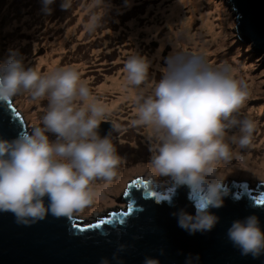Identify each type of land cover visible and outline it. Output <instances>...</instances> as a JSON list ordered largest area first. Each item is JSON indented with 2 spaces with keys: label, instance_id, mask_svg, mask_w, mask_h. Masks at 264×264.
I'll use <instances>...</instances> for the list:
<instances>
[{
  "label": "clouds",
  "instance_id": "obj_1",
  "mask_svg": "<svg viewBox=\"0 0 264 264\" xmlns=\"http://www.w3.org/2000/svg\"><path fill=\"white\" fill-rule=\"evenodd\" d=\"M54 2L41 0L42 12L51 14ZM72 3L61 0L60 7L69 10ZM104 4L105 0H87L83 5L87 31L101 26ZM150 66L147 57L133 52L123 67L125 86L138 90L130 125L146 129L153 141L148 179L167 176L176 185L202 193L195 215L180 210L178 224L189 233L211 230L218 217L209 208L223 205L221 182L229 174L220 176L218 165L240 156L232 146L248 148L257 128L256 121L238 116L248 98L247 85L228 64L214 66L203 52L181 47L165 58L159 79L150 78ZM22 91L35 101L47 99V110L31 131L12 140L0 138V212H11L22 225L49 214L73 217L74 211L102 196L94 181H111L122 163L110 137L97 132L101 121H108L104 117L110 107L92 94L77 66L41 73L25 67L13 51L6 63H0V101H10ZM232 128L239 131L229 137ZM49 132L55 140L49 139ZM227 235L242 255L264 254V231L257 216L234 221ZM125 247L120 244L111 259L102 257L97 264H123L119 252ZM143 264L160 261L146 256Z\"/></svg>",
  "mask_w": 264,
  "mask_h": 264
},
{
  "label": "rangeland",
  "instance_id": "obj_2",
  "mask_svg": "<svg viewBox=\"0 0 264 264\" xmlns=\"http://www.w3.org/2000/svg\"><path fill=\"white\" fill-rule=\"evenodd\" d=\"M179 1L105 0L103 22L95 31L89 32L85 29L88 16L83 6L87 0H73L69 10L60 7L61 0H55L50 5L51 14L42 12L41 0H0V63H6L15 51L22 57L25 67L42 69L40 72L44 73L47 62L43 58L48 54L54 55L61 65L77 66L82 79L89 82L92 94L106 105L118 99L119 95L106 85L113 78L124 75V62L133 52L151 61L149 75L156 79H159V70L165 66V58L174 47L183 46L181 48L187 51L203 52L214 66L228 64L236 78L247 85L248 98L238 116L256 121L257 128L251 145L241 149L243 155L249 150L251 158L245 164L232 157L218 165L219 175L229 173L225 178L247 183L251 194L258 196L257 185H264V169L254 161L264 157V66L261 67L264 54L252 51L236 35L235 17L229 0H186L180 16L173 10ZM192 2H199L200 9L209 12L216 26L214 35L205 32L206 29L200 33L201 13L191 5ZM192 10L197 16L190 19ZM186 23L187 27L183 28ZM68 29L71 31L67 34ZM61 39L64 41L60 48ZM9 100L20 113L27 131L40 122L47 110V99L35 101L27 92L22 91ZM119 102L104 119L116 124L109 137L122 163L111 181H94L97 188L105 190L106 201L100 203L94 199L83 209L74 211L77 225L107 217L113 209L124 211L126 203L120 199L128 184L138 176L152 181L148 179L151 171L148 163L153 155L150 150L153 141L145 133L146 129L130 125L135 118L134 99ZM238 131V128H232L228 133L233 135ZM47 134L50 140L56 139L54 133ZM170 180V177L159 176L153 183L163 194Z\"/></svg>",
  "mask_w": 264,
  "mask_h": 264
},
{
  "label": "water",
  "instance_id": "obj_3",
  "mask_svg": "<svg viewBox=\"0 0 264 264\" xmlns=\"http://www.w3.org/2000/svg\"><path fill=\"white\" fill-rule=\"evenodd\" d=\"M229 1L236 35L252 51L264 54V0ZM10 105L0 101V138L8 140L27 131ZM114 125L111 120L101 121L99 136L111 135ZM134 180L140 181L135 187L130 185ZM134 180L126 187L128 195L120 199L127 203L128 214L99 228L82 231L84 225H76L72 214H49L37 223L22 225L11 212H0V264H97L102 257L111 259L120 244L126 246L119 252L123 264H143L146 256L159 259L160 264H264V254L242 255L227 235L234 221L250 215L257 216L264 231V203L258 202L264 200V185L258 184L260 194L252 196L249 185L225 178L223 205L209 208L217 223L211 230L189 233L179 226L178 213L195 215L202 193L170 180L165 195H160L153 181L140 176Z\"/></svg>",
  "mask_w": 264,
  "mask_h": 264
},
{
  "label": "bare ground",
  "instance_id": "obj_4",
  "mask_svg": "<svg viewBox=\"0 0 264 264\" xmlns=\"http://www.w3.org/2000/svg\"><path fill=\"white\" fill-rule=\"evenodd\" d=\"M183 3H187V1L186 0L185 1L180 0L179 2H177L174 5L173 10H174V13L176 15H179V16L181 15L182 10L184 9ZM191 5L196 6V10L199 13H201L200 18H199V21H200V25H199L200 33H203V29H206L207 31H205V32H208L209 34L214 35L216 33V26L214 24V20L210 16L209 12H203L200 9L201 6H199L200 5L199 2H192ZM196 14L197 13L194 10H192V16L190 17V19L193 18V16H197ZM187 25H188V23L183 25V28L187 27ZM70 31H71V29H68V31L66 33L68 34V33H70ZM63 41H64V39H61L60 42H59V47L60 48L63 46ZM181 47H183V46H181ZM43 60L47 62V70L46 71L44 70V73L47 72L49 70V68H51V67L69 66V65H61V64H59L58 60L55 58V56L54 55H50V54L45 56L43 58ZM72 66H75V65L72 64ZM37 70L41 71L42 69H37ZM106 87H111L113 90L117 91V93L119 94L118 95V99L112 100V102H110L108 104L110 109H112L113 107H116L120 103L119 102L120 100H126V99L133 100L135 92L138 91V90H132V89H130V88L125 86L124 75L122 77L113 78L110 81V83L108 85H106ZM126 88H128V90ZM145 133H146V130H145ZM228 136L230 137L231 134L228 133ZM233 148H234V150H236L240 154V156H233L235 158V161H243L246 164V161L249 160L251 158V156H252V155H250L248 153L249 150L246 152L245 155H243L241 153V149L237 148L235 145H233ZM254 161L256 162V164L260 168L264 169V157L261 160L255 159ZM243 166L246 168L245 165H243ZM221 170L224 172V170L222 168H221ZM99 190L101 191L102 196L100 198L96 199V200L98 202H100V203L105 202L106 201V197H105V195H103L105 190L104 189H99ZM104 214H102V215H104ZM96 216L97 215H95L93 217H96ZM74 217L76 218V215H74Z\"/></svg>",
  "mask_w": 264,
  "mask_h": 264
},
{
  "label": "snow or ice",
  "instance_id": "obj_5",
  "mask_svg": "<svg viewBox=\"0 0 264 264\" xmlns=\"http://www.w3.org/2000/svg\"><path fill=\"white\" fill-rule=\"evenodd\" d=\"M8 101V100H7ZM11 106V105H10ZM15 112H16V110L14 109V108H12ZM16 114L18 115V116H20V114L18 113V112H16ZM140 183V181L139 180H134V181H132L131 182V184L130 185H132V186H136V185H138ZM130 185H128V187L130 186ZM123 195H128V192H124L123 193ZM258 202H260V203H264V200H261V201H258ZM128 214V211H124V212H116V211H113V212H111L110 214H109V216H108V218H107V221L105 220V219H100L97 223H88V224H85L84 226H83V228H81V230L83 231L84 230V228H99L101 225H103V224H105L106 222H111L112 221V219L113 218H115L116 216H125V215H127Z\"/></svg>",
  "mask_w": 264,
  "mask_h": 264
},
{
  "label": "trees",
  "instance_id": "obj_6",
  "mask_svg": "<svg viewBox=\"0 0 264 264\" xmlns=\"http://www.w3.org/2000/svg\"><path fill=\"white\" fill-rule=\"evenodd\" d=\"M244 184V183H243Z\"/></svg>",
  "mask_w": 264,
  "mask_h": 264
}]
</instances>
